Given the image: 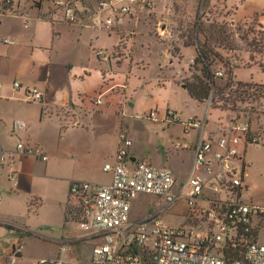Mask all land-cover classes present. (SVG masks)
I'll return each instance as SVG.
<instances>
[{"label": "crops", "instance_id": "crops-1", "mask_svg": "<svg viewBox=\"0 0 264 264\" xmlns=\"http://www.w3.org/2000/svg\"><path fill=\"white\" fill-rule=\"evenodd\" d=\"M40 1L16 0L12 12L0 13V240L17 236L6 251L0 245V256L21 242L22 259L24 238L40 235L57 245L40 261L66 257L86 262L93 246L69 222L73 182H110L111 173L104 167L114 164L122 135L132 141L134 160L168 167L185 180L193 167L194 145L228 126L233 117L220 118L221 110L210 101L192 98L177 82L180 66L195 61V47L183 46L184 61L178 57L174 62L147 48L132 50L137 21L113 34L81 23H54L44 16ZM224 1L232 10L227 16L231 24L256 20L264 32V0ZM151 58L159 61L160 74L155 90L148 91ZM253 69L264 75L260 64H252L237 67L234 81L264 86ZM15 82L42 90L43 101H18L19 94L12 89ZM147 97L150 102L144 104ZM152 112L157 121L150 119ZM169 112L175 119H167ZM191 118L203 126L189 127ZM16 122L26 126L14 134ZM157 131L163 136L159 138ZM19 143L43 148L47 161L26 155L17 148ZM181 155L190 160L186 175L180 165L187 161ZM247 164L246 201L260 207L251 198L248 179L253 164L248 160Z\"/></svg>", "mask_w": 264, "mask_h": 264}, {"label": "built area", "instance_id": "built-area-1", "mask_svg": "<svg viewBox=\"0 0 264 264\" xmlns=\"http://www.w3.org/2000/svg\"><path fill=\"white\" fill-rule=\"evenodd\" d=\"M142 1L41 0L40 3L44 16L54 23L69 26L81 23L113 34L147 10ZM13 9L14 0H0V13ZM215 75L224 77L222 71ZM12 89L19 94L16 99L25 103L41 102L45 97L39 88L20 82H15ZM149 117L158 120L154 112ZM245 118H231L228 126L218 128L215 134L194 145L193 167L185 180L178 179L168 167L134 160L132 141L122 135L114 164L104 167V171L111 173V181L105 184L76 181L69 188V222L83 239L94 243L90 259L83 262L62 257L37 264H264L262 231L254 236L264 220V210L246 201V153L250 146L259 143ZM167 119H175V114L169 112ZM25 126L16 122L13 133ZM188 126L201 128L203 124L191 118ZM17 148L28 156L48 159L41 147L19 143ZM142 196L158 198L160 208L136 219L132 217L133 204ZM179 203L185 204L191 220H197L199 228L204 227L205 231L189 224L176 225L163 217ZM230 246H243V261H229ZM20 252L21 247H14L2 257L3 264H18Z\"/></svg>", "mask_w": 264, "mask_h": 264}, {"label": "rangeland", "instance_id": "rangeland-1", "mask_svg": "<svg viewBox=\"0 0 264 264\" xmlns=\"http://www.w3.org/2000/svg\"><path fill=\"white\" fill-rule=\"evenodd\" d=\"M15 2L16 0H14V4ZM142 4L146 6L147 10L137 14L135 20L138 23L135 29L137 34L132 35L130 45L132 50L147 48L148 52L168 55L173 62L178 57H182V61H184L181 52L183 44L191 41L187 37L190 36L191 38L195 24L201 19V27L205 31V35L201 36L202 43L205 42L204 37L207 36L209 39L208 45L214 55L217 56L212 57L214 60L213 69L216 72L222 71L224 73V77L217 79L218 87L224 88L229 78V69H232V67H248L259 63L264 66L263 31L257 25L256 20L237 23L236 25L231 24L230 18L227 16L232 10L227 8L224 0H143ZM165 30L167 32L162 35ZM182 61H179V64ZM158 63L159 61L155 58L148 61L149 65L146 73L147 82L149 83L148 91L156 88L157 78L160 74ZM184 64L185 66H180L181 72L178 74L177 79L179 84L190 82L195 75H198V71L190 61H185ZM251 72L255 74L256 80L264 82V75L258 72L257 69H253ZM237 89V86H233L226 90V93H230L225 96V98H230L228 103L220 101L217 89L213 91V96L217 102V109L221 110L218 113L220 118H242V116H245L244 121L248 120L254 130L253 134L260 146L253 145L247 150L246 160L253 164L251 177L248 181L251 188V198L254 203L264 209V88L246 89L249 94H256V96H247L241 100L237 99L238 94L234 93ZM152 96L161 103L164 101L163 97L156 96V94H152ZM149 102V97L144 98V104ZM233 102H235V107L234 104H231ZM224 106H227V108H224ZM156 133H158L159 138L163 136L161 131ZM182 158L187 163L184 166L180 165V168L184 170L183 175H186L190 169V160L185 155H181L180 159ZM159 208L160 200L158 198L142 196L133 204L132 217L145 218ZM184 215H186L185 220L183 219ZM163 217L169 222L176 223V225L184 227L189 224L199 231L206 230L204 227L199 228L200 223L197 220H191L188 208L184 203L175 205L170 213L163 215ZM261 231L262 238H264V220L259 223V228L254 236H258ZM15 238L17 236L12 234L0 240V245L3 246L2 250L6 251L11 248L15 243ZM90 243L94 247V243ZM23 245V256L21 259L19 254L18 264H37L41 259L55 252L57 248V245L52 241L46 240L40 235L24 238ZM18 247H21V242ZM4 256H0V259L3 260L2 257ZM228 258L230 262L233 260L243 261V246H237L236 248L230 246Z\"/></svg>", "mask_w": 264, "mask_h": 264}, {"label": "trees", "instance_id": "trees-1", "mask_svg": "<svg viewBox=\"0 0 264 264\" xmlns=\"http://www.w3.org/2000/svg\"><path fill=\"white\" fill-rule=\"evenodd\" d=\"M201 19H199L198 23L194 26V31L192 33V36H188L187 38L190 39V42H185L183 44L184 47H195L197 52V57L194 61V68L197 71L201 72V75H195L192 79V81L187 82L184 84L185 89L188 91L189 95L196 99L197 101L204 103L209 101L211 99L212 106L214 108H217V102L213 96V91L217 89L218 91V97L220 101L228 103L230 102V98H225V96L229 95L226 93V90L230 89L233 86H237V90L234 92L238 94L239 100L242 98L253 97L256 96V94H249L248 90L246 89H253V88H264L263 85H254L249 83H243V82H235L234 81V70L237 67H232V69H229V78L227 80L226 85L224 88L217 86V77L215 75L216 71L213 69L214 67V60L212 57H217L214 55V52L211 50L210 46L208 45V37L205 36V42L202 43L201 36L205 35V31L202 29L201 25ZM264 33V32H262ZM262 69L264 70L263 64L259 63ZM199 67V68H198ZM231 92V90H230ZM244 101V100H242ZM234 104L235 102L231 103ZM224 108H227V106H224ZM9 230H12L13 228L9 225H3ZM22 238V236H21Z\"/></svg>", "mask_w": 264, "mask_h": 264}]
</instances>
